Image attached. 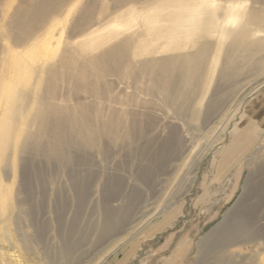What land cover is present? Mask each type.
Returning a JSON list of instances; mask_svg holds the SVG:
<instances>
[{
  "label": "rangeland",
  "instance_id": "obj_1",
  "mask_svg": "<svg viewBox=\"0 0 264 264\" xmlns=\"http://www.w3.org/2000/svg\"><path fill=\"white\" fill-rule=\"evenodd\" d=\"M57 1L0 0V264H109L147 222L181 203L189 209L205 188L214 205L196 218L184 264H264L263 131L238 177L211 181L217 153L264 90V0ZM19 31L29 37L17 44ZM126 39L119 74L87 78L104 97L83 91L77 63ZM192 53L199 63L190 84L164 88L141 64L179 56L166 66L181 79V57ZM45 81L58 92L50 103L96 106V125L115 127L118 138L71 147L66 164L21 150L15 136L35 130L29 121Z\"/></svg>",
  "mask_w": 264,
  "mask_h": 264
},
{
  "label": "bare ground",
  "instance_id": "obj_2",
  "mask_svg": "<svg viewBox=\"0 0 264 264\" xmlns=\"http://www.w3.org/2000/svg\"><path fill=\"white\" fill-rule=\"evenodd\" d=\"M60 1L62 0H59L56 3L58 4V2ZM124 1L125 0H114V2L117 4L119 3L122 4L124 3ZM49 10L48 11L46 10L45 12H41L40 13L41 15L39 16H37V14L34 13L31 21L30 20L24 21L25 25L32 27L33 25H35V23L38 22V20L42 19V16L48 13ZM233 14L235 15L236 13H233ZM238 15L241 16V13H237L236 16ZM86 19H88V17L84 18V20ZM91 20L92 19L89 18L88 21L91 22ZM19 22H21L20 19L17 21V23L19 24ZM82 27H83V24H80L79 26L76 27V29L80 31ZM28 37H29V34L27 33L24 34L23 32L19 31V33L13 37L12 41L14 43L19 44L20 42L24 41ZM128 44L129 42L126 39L125 41L119 44H116L115 46H111V47H108L107 49H103L102 51H100L94 56L88 57L86 59L84 57L82 64L77 63L78 66H81V69L77 71L76 76L80 78L79 79L75 78V79L88 85L87 87L83 89V91H86L88 93L93 92L96 94V96L100 98L104 97V93L106 91L103 89L101 84L98 85L97 82L93 84L92 81L88 80L87 78L89 77L90 74H95L98 78L109 75L110 73H111L110 75H118L120 72L119 69L121 67V64L125 63L129 59L128 50L125 47H122V45H128ZM252 44L253 46H255L254 42ZM201 45H210V43L205 41V42H202ZM175 48L179 49L180 46H177ZM204 52H206L205 48H201L198 53H202V54H200L199 56H202ZM199 56L195 55V53H192L189 56L184 54L181 57L182 63L180 64L181 68L179 69L182 74L181 79L179 78L178 74H177L178 75V78H177L176 77L177 75L173 74V70L170 67L166 66L167 62L171 64L179 60L180 59L179 56L167 57L163 60H160V59L159 60H155V59L145 60L141 64L144 66V69H146L147 71L151 73L153 81L162 82L164 83V86L162 87L167 88L166 86H175L177 82L180 80L181 82L185 81L188 84L193 83L195 81V75L197 74ZM68 60H69L68 58L63 57L62 63L63 64L66 63V66H67ZM146 64H149L151 66H148ZM51 73H52L51 75H53V72ZM127 74L129 75L130 72L127 71ZM67 76H69V74H67ZM43 83L46 84V89L42 91L41 97L37 101L40 104L37 105V107H35L33 111V118H31L32 120L29 121L30 123L35 125L34 127L35 130L28 131L26 128H24V131L21 132L20 131L21 129H20L15 136V139L18 140L17 142L21 150H29L35 154L41 155L44 158H49V159L55 158V159H58L60 163L66 164L67 162H70L71 160H73L72 158L73 156H71V152H70L71 147H83L85 146L84 142L86 141L88 142V140L95 142L103 138V136L110 138V139L118 138L114 134V132H111V131H114V129H116L115 127H112V126L105 127L103 125V122L97 123L96 125L97 118L93 115V110H96V106L76 103L74 106L57 107L56 105L50 103L48 101V98L49 97L57 98L58 92L56 91L55 88L51 86V84L48 83V81H45ZM13 94H14V91H13ZM78 96H79L78 94L74 95V97H78ZM2 98L3 97H1V102H3ZM17 114L18 112L15 113L14 111L11 114V116L15 117ZM19 116H21L20 111H19ZM113 124L115 126L116 121ZM128 136H130L131 138L133 134L130 133ZM191 180L192 179L189 178V183L192 182ZM3 188H5L4 184L0 182V198H4L5 196V192ZM3 214H5V211L4 210L2 211V207L0 205V217H2ZM109 225L110 224L108 223L107 225L104 226V228H102L103 234L104 233L106 234L108 230H111L110 229L111 226ZM1 231H3V234H6V233L9 234L8 233L9 230L7 232L6 228L5 230L1 229Z\"/></svg>",
  "mask_w": 264,
  "mask_h": 264
},
{
  "label": "crops",
  "instance_id": "obj_3",
  "mask_svg": "<svg viewBox=\"0 0 264 264\" xmlns=\"http://www.w3.org/2000/svg\"><path fill=\"white\" fill-rule=\"evenodd\" d=\"M246 112L247 117L238 128L240 132L217 153L212 164V183L238 177L244 156L255 144L256 130L259 128L264 133V90L252 99ZM206 192L207 188L198 192L189 209L181 203L147 222L109 264H184L194 249L199 230L196 218L211 212L214 205L212 200L206 201ZM215 192L211 189L208 196Z\"/></svg>",
  "mask_w": 264,
  "mask_h": 264
}]
</instances>
